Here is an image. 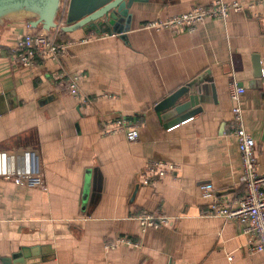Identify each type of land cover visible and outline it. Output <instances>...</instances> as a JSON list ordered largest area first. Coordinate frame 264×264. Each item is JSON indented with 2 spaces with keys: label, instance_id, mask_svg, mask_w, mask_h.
Returning <instances> with one entry per match:
<instances>
[{
  "label": "crops",
  "instance_id": "obj_1",
  "mask_svg": "<svg viewBox=\"0 0 264 264\" xmlns=\"http://www.w3.org/2000/svg\"><path fill=\"white\" fill-rule=\"evenodd\" d=\"M215 1L135 3L125 38L60 29L67 52L33 69L13 62L29 21L0 27V151H36L48 186L44 192L0 179V264H264L243 225L205 215L210 201L200 190L213 184L231 207L244 196L235 85L245 89L244 125L264 174V7L208 18L194 33L145 27ZM60 76L79 78L80 97L65 91ZM200 77L203 110L164 121L158 104ZM83 97L95 100L84 104ZM120 115L138 123V140L105 135ZM156 160L178 172L144 185ZM153 212L173 226L143 231L139 216ZM121 239L131 244L106 249Z\"/></svg>",
  "mask_w": 264,
  "mask_h": 264
},
{
  "label": "built area",
  "instance_id": "obj_2",
  "mask_svg": "<svg viewBox=\"0 0 264 264\" xmlns=\"http://www.w3.org/2000/svg\"><path fill=\"white\" fill-rule=\"evenodd\" d=\"M257 6L264 7V0H245L226 3L216 0L210 6L196 7L193 10L167 20L154 21L146 24L148 29L169 30L176 33L185 29L189 33L197 30L198 24L208 18H219L226 20L231 11L243 12L254 9ZM62 27V26H60ZM60 27L56 31L33 29L18 42L15 47L14 64L22 68L33 69L39 60H57L64 55L69 44L58 41ZM65 91L75 97H80L77 85L78 77L55 78ZM245 89L235 85L232 89L231 100L235 104L233 108L234 134L238 139L239 151L242 160L243 174L241 184L245 193L236 206H229L218 199L216 188L211 183L200 186L202 197L210 201L207 217L225 218L233 220L244 226V232L256 241L251 247L253 253H264V174L259 172V161L256 156V143L247 132L244 125V111L241 107V99ZM94 99L83 97L84 104L92 103ZM124 134L130 142L139 138L138 123L125 115H120L108 123L105 135ZM178 166L172 162L152 161L144 171V185H149L152 180L159 181L171 174H177ZM0 179L11 181L16 185L48 191L45 181L43 165L39 154L34 150L20 153H9L0 151ZM138 221L143 229H160L173 226L174 219L164 214L153 212L139 216ZM121 243L131 244L130 240L121 239L116 243H109L107 250L115 249Z\"/></svg>",
  "mask_w": 264,
  "mask_h": 264
},
{
  "label": "water",
  "instance_id": "obj_3",
  "mask_svg": "<svg viewBox=\"0 0 264 264\" xmlns=\"http://www.w3.org/2000/svg\"><path fill=\"white\" fill-rule=\"evenodd\" d=\"M146 0H0V27L5 21L26 19L30 27L46 31L60 27L63 33L83 30L86 34H119L125 38L131 30L130 9ZM64 12V13H63ZM61 13V15H60ZM60 15V19L58 16ZM209 74V72L207 73ZM206 77V76H205ZM205 77L182 87L156 107L164 121L178 123L203 110ZM256 77H261L260 70ZM3 96H0V103ZM0 113L2 110L0 109ZM187 113V114H186ZM5 264H11L4 260ZM39 264V263H28Z\"/></svg>",
  "mask_w": 264,
  "mask_h": 264
},
{
  "label": "rangeland",
  "instance_id": "obj_4",
  "mask_svg": "<svg viewBox=\"0 0 264 264\" xmlns=\"http://www.w3.org/2000/svg\"><path fill=\"white\" fill-rule=\"evenodd\" d=\"M60 15H61V14H60ZM60 15L58 16V19H60V18H59V17H60ZM52 31H54V30H52ZM52 31H51V32H52Z\"/></svg>",
  "mask_w": 264,
  "mask_h": 264
}]
</instances>
